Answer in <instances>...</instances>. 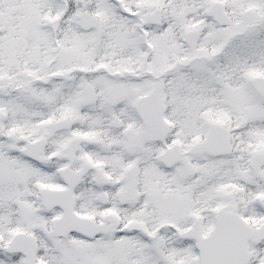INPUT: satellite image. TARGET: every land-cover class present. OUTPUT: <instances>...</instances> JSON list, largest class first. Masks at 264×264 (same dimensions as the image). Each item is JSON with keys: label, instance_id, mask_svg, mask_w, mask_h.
Returning a JSON list of instances; mask_svg holds the SVG:
<instances>
[{"label": "snow or ice", "instance_id": "6c2138e0", "mask_svg": "<svg viewBox=\"0 0 264 264\" xmlns=\"http://www.w3.org/2000/svg\"><path fill=\"white\" fill-rule=\"evenodd\" d=\"M0 264H264V0H0Z\"/></svg>", "mask_w": 264, "mask_h": 264}]
</instances>
